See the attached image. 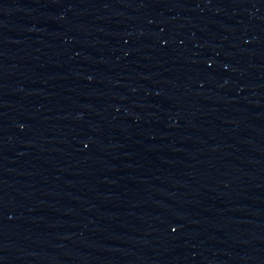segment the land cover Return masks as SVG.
<instances>
[{
    "label": "water",
    "instance_id": "water-1",
    "mask_svg": "<svg viewBox=\"0 0 264 264\" xmlns=\"http://www.w3.org/2000/svg\"><path fill=\"white\" fill-rule=\"evenodd\" d=\"M238 0H0V264H218Z\"/></svg>",
    "mask_w": 264,
    "mask_h": 264
}]
</instances>
